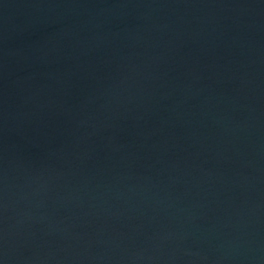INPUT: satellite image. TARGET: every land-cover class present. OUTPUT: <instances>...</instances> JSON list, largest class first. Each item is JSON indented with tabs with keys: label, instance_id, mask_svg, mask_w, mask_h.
<instances>
[{
	"label": "water",
	"instance_id": "water-1",
	"mask_svg": "<svg viewBox=\"0 0 264 264\" xmlns=\"http://www.w3.org/2000/svg\"><path fill=\"white\" fill-rule=\"evenodd\" d=\"M0 264H264V0H0Z\"/></svg>",
	"mask_w": 264,
	"mask_h": 264
}]
</instances>
